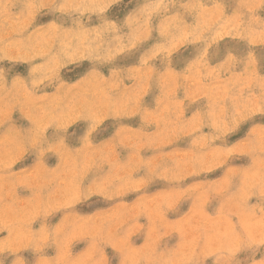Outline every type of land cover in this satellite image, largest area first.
Masks as SVG:
<instances>
[{"label": "rangeland", "instance_id": "1", "mask_svg": "<svg viewBox=\"0 0 264 264\" xmlns=\"http://www.w3.org/2000/svg\"><path fill=\"white\" fill-rule=\"evenodd\" d=\"M0 264H264V0H0Z\"/></svg>", "mask_w": 264, "mask_h": 264}]
</instances>
